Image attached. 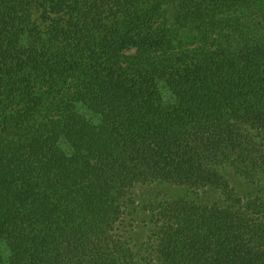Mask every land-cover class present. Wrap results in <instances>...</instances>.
<instances>
[{
  "label": "trees",
  "instance_id": "trees-1",
  "mask_svg": "<svg viewBox=\"0 0 264 264\" xmlns=\"http://www.w3.org/2000/svg\"><path fill=\"white\" fill-rule=\"evenodd\" d=\"M0 264H264V0H0Z\"/></svg>",
  "mask_w": 264,
  "mask_h": 264
},
{
  "label": "rangeland",
  "instance_id": "rangeland-1",
  "mask_svg": "<svg viewBox=\"0 0 264 264\" xmlns=\"http://www.w3.org/2000/svg\"><path fill=\"white\" fill-rule=\"evenodd\" d=\"M156 188H158V187H156ZM171 189H173V188H171ZM155 191H157L156 189H155V187L153 188L152 187V189H141V192H140V196H142V198L144 197V196H147V195H151V194H153Z\"/></svg>",
  "mask_w": 264,
  "mask_h": 264
}]
</instances>
